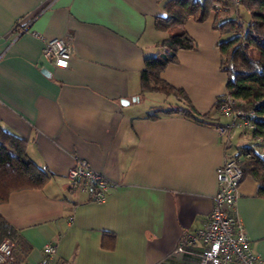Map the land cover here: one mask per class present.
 Masks as SVG:
<instances>
[{
    "label": "crops",
    "instance_id": "1",
    "mask_svg": "<svg viewBox=\"0 0 264 264\" xmlns=\"http://www.w3.org/2000/svg\"><path fill=\"white\" fill-rule=\"evenodd\" d=\"M167 1L0 0V127L24 139L28 158L49 176L0 202L17 230V263L39 264L54 241L56 259L72 264H201L202 240L182 243L208 222L217 168L251 140L236 128L226 150L217 131L228 120L216 105L228 76L215 12L186 21L197 46L179 50L162 73L209 115L161 112L176 99L142 94L145 59L168 36L156 25ZM33 32L71 35L69 66L47 61ZM80 159L110 182L104 201L69 180ZM239 188L236 212L264 264V197L250 175Z\"/></svg>",
    "mask_w": 264,
    "mask_h": 264
},
{
    "label": "trees",
    "instance_id": "2",
    "mask_svg": "<svg viewBox=\"0 0 264 264\" xmlns=\"http://www.w3.org/2000/svg\"><path fill=\"white\" fill-rule=\"evenodd\" d=\"M216 3L222 5L226 15L215 11ZM231 5L236 6L235 18H227ZM241 8L249 14L247 23L240 16ZM165 10L166 17L158 18L156 25L168 36L161 41L159 51L145 59L142 94L158 92L176 99L175 105L161 112H181L196 119L209 115L198 113L186 91L170 84L162 73L169 64L178 61L179 50L197 46L185 28L186 21L193 17L202 22L215 12L214 28L221 33L220 68L228 76L227 92L218 98L216 105L219 108L221 99L230 95L238 101L236 108L255 110L254 127L248 133L264 144V0H239L237 4L230 0H168ZM254 145L239 147L236 157L240 158L244 175L258 181L259 194L264 197V149L258 151ZM25 147L24 139L0 127V202L6 201L13 190L42 187L49 177L28 158ZM7 237L15 243L17 230L0 216V242Z\"/></svg>",
    "mask_w": 264,
    "mask_h": 264
},
{
    "label": "built area",
    "instance_id": "3",
    "mask_svg": "<svg viewBox=\"0 0 264 264\" xmlns=\"http://www.w3.org/2000/svg\"><path fill=\"white\" fill-rule=\"evenodd\" d=\"M230 2L237 4L239 0ZM29 30L27 26L22 31ZM33 34L43 40L42 55L47 61L58 68L69 66L74 50L71 35L47 38L37 32ZM237 104V99L230 95H225L219 103L221 114L228 119L217 126L226 150L233 146L230 135L233 130L240 128L249 131L254 127L255 110L236 108ZM216 175L220 187L208 222L195 235H188L182 244L185 245L195 238L202 240L204 250L201 264H259L261 256L253 251L246 227L236 212L240 182L244 175L240 158L227 156L225 162L217 168ZM68 178L71 182L80 184L95 202L104 201L111 187L108 179L92 169L84 159L77 160L70 168ZM183 245L178 251L185 249ZM14 246V241L9 237L0 242V264H19L14 258ZM56 250L57 244L54 241L46 243L44 256L39 264H72L70 261H58Z\"/></svg>",
    "mask_w": 264,
    "mask_h": 264
},
{
    "label": "rangeland",
    "instance_id": "4",
    "mask_svg": "<svg viewBox=\"0 0 264 264\" xmlns=\"http://www.w3.org/2000/svg\"><path fill=\"white\" fill-rule=\"evenodd\" d=\"M215 5H216L215 8L217 9L216 10L217 12H221L222 15H226V14H224L225 12L222 11V5L220 3H216ZM220 9H221V11H220ZM239 13H240V16L243 17L244 22L247 23L249 21V14L243 8L240 9ZM236 16H237L236 6L231 5L227 18H229V17L235 18ZM153 95L156 96V94H153ZM159 95H160L159 97H164L162 94H159ZM156 97H158V96H156ZM162 105H163V107L166 106L165 104H162ZM247 138L249 139V141L251 140L250 141L251 144H255L254 146L258 151H262L264 149V144L256 141L255 139L251 138L249 135L247 136ZM248 139H245V141H247ZM249 141H247V142H249Z\"/></svg>",
    "mask_w": 264,
    "mask_h": 264
},
{
    "label": "bare ground",
    "instance_id": "5",
    "mask_svg": "<svg viewBox=\"0 0 264 264\" xmlns=\"http://www.w3.org/2000/svg\"><path fill=\"white\" fill-rule=\"evenodd\" d=\"M239 158V157H238Z\"/></svg>",
    "mask_w": 264,
    "mask_h": 264
}]
</instances>
